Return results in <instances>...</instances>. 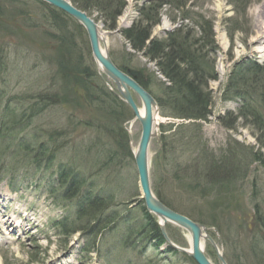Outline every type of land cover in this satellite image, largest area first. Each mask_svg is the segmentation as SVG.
<instances>
[{
    "label": "rangeland",
    "instance_id": "obj_1",
    "mask_svg": "<svg viewBox=\"0 0 264 264\" xmlns=\"http://www.w3.org/2000/svg\"><path fill=\"white\" fill-rule=\"evenodd\" d=\"M124 2L113 29L106 27L103 13H86L103 32L114 63L120 69L143 72L151 83V92L160 96L162 81L168 84L167 79L153 61L132 48L123 34L141 19L140 9L160 3ZM260 11L264 12V0H251L240 8L229 0H173L156 11L160 22L152 31V38L165 40L177 30H189L198 41L201 31L197 22L206 29L213 26L214 43L207 44L199 54L205 67L210 71L213 66L217 73V79L209 81L212 116L201 122L183 120L170 107L163 110L157 101V134L149 148L150 180L152 191L164 204L209 228L228 264H258L251 246L257 238L264 242V163L251 154L254 150L264 159V150H260L257 132L251 126L238 121L234 129H229L222 122L223 117L238 114L243 103L241 97H231L233 89L231 98H225L231 77L242 84L251 77L244 73L247 68L264 63V22L256 24ZM68 15L63 16L41 0H0V132L3 118L8 119V105L16 108V121L25 124L14 131L17 139L6 137L0 143V228L6 229L7 235L5 239L0 233V264H51L57 257L60 260L55 264H198L184 253L169 250L166 243L157 245L153 236L154 222L160 227V219L148 212L142 194L134 160L142 125L131 107L114 94L122 101L117 109L122 111L123 120L120 130L115 129L113 134L94 125H81L105 116L102 109L89 112L94 105L84 99L82 80L92 75L97 97L101 96L98 91L105 90L103 80L116 87L100 71L85 27ZM197 41L190 39L189 43L192 49L200 50ZM39 95L53 99L27 125V118L20 119L21 114L41 101L25 99ZM134 97L142 107L140 97ZM255 102L262 107L263 102ZM106 103L111 109L117 106L111 100ZM113 112L103 118L110 124H115ZM23 139L31 143L30 148L13 160V145L17 147ZM44 143L51 151L40 163L53 153L54 161L38 168L31 157ZM224 160L223 170L230 171L222 172L224 178L218 179L208 164ZM66 167L77 169L85 179L80 192L69 198H64L67 185L58 180ZM96 195L109 202L98 215L102 223L96 233L63 230L64 219H76L80 204ZM257 216L259 224L255 222ZM8 217L23 228L9 221L2 227L1 222ZM93 224L81 218L72 229ZM102 225L106 228L98 233ZM24 229L30 233L24 235ZM166 232L178 246L191 248L187 230L167 223ZM205 250L215 264H222L208 239Z\"/></svg>",
    "mask_w": 264,
    "mask_h": 264
},
{
    "label": "trees",
    "instance_id": "obj_2",
    "mask_svg": "<svg viewBox=\"0 0 264 264\" xmlns=\"http://www.w3.org/2000/svg\"><path fill=\"white\" fill-rule=\"evenodd\" d=\"M249 1L251 0H229V3L231 2L236 5L237 8H240L247 5ZM43 2L55 11L63 14V16L68 15L66 12L51 6L47 2ZM72 2L79 9L89 14L91 13V10H96L103 13L105 25L111 29L116 28L118 18L122 14L125 6L124 0H72ZM158 2L161 5H152L147 10L140 9L141 19L134 23L131 27L125 29L123 34L135 51L141 52L145 57L149 58L157 65L158 71L163 75V77L167 79L168 84L162 81V92L160 96H157L156 93H152L150 90L151 83L150 81H147V75H145L143 72L133 71L126 67H121V69L135 78L143 87L149 90L155 96L163 110L170 107L175 113L181 115L183 118L193 119L195 121H207L208 116L211 113L210 105L212 104V94L209 90V81L212 79H217V73L213 66L211 67L210 71L207 67H205V64H203L200 60L202 56L199 54H201L200 51L204 50L207 44L210 45V42L214 43L213 36L215 37V34L213 32V26L210 24L206 29L203 24L199 25V22H197V25L201 31V34H199L200 39L198 41V38L192 36L191 31H184L183 29L180 31L177 30L169 37L165 38V40L152 38V31L154 27L160 22L158 17L159 14L156 11L162 8L163 4H172L173 0H158ZM180 5L182 6L181 1ZM239 11H241V9ZM69 16L70 15H68V17ZM175 20L176 18H173V21ZM190 39L197 41V44L199 43L200 50L197 48L192 49L193 46L189 43ZM214 49H212V51H214ZM210 50L208 51L210 52ZM247 69L248 71L244 73L249 74L251 77L245 78V82L238 84L236 83L237 78H233L232 76L228 89L225 91V98L230 99L234 96L241 97L243 99L242 108L236 115L231 113L229 116L223 117L222 122L229 129H234L238 121H243V125L251 126L255 132H257L256 139L258 141L260 150H264V63H255L253 66H250ZM87 77L88 78L85 79L86 81L82 80L80 85H82L81 87H83L85 92H87V98L90 96V99L84 98L85 101H87L91 106L94 105L93 109H91L89 112L93 114L94 110H96L95 108H97L98 111L102 109V113L100 112L101 114L109 116V114L113 112L112 110H114L112 115L115 116V124H110L107 121V117V120H104L103 118L105 116L103 115L102 118L97 117L92 119V121H95L93 124L91 122H81V125L84 127L94 125L97 130L104 128L105 132L108 134H113L115 129L120 130L119 126H121V122L123 120L122 111L118 112L119 109H117L121 107L119 103L122 101H120L112 92L109 91L104 92L100 97H97L96 92L93 91V83L91 80L92 75L89 74ZM247 83H249V86H247ZM239 85L245 86L247 88H241ZM232 89L233 95L230 97L229 92ZM52 99L53 96L51 97L50 95L47 97L45 95L30 96L28 99H25L35 101L39 100L41 102L39 104H37L38 102L36 103L38 109L35 108V104L29 107V112L25 110V112L21 114L20 119L27 118L25 119L26 123L27 125H30L33 116L35 114L42 113V111L47 107L48 101H51ZM257 99L263 102V105L260 108L256 105L255 100ZM107 100H111V102L117 104V106L114 109H111V107L106 106ZM94 102L97 103L94 104ZM6 109H9L7 114L8 119L3 118V131L0 132V143H3L2 139L6 137H9V139L12 140L17 139L19 137L18 133H14V131H20V129H23L25 126L21 120L16 121L18 118L16 108H10L8 105ZM12 119L15 122H13ZM30 145L31 143L24 139L19 141L17 147L14 144V149H12L10 153L13 159H15L17 155H20V153L24 150L28 151ZM46 146V143L41 144L38 148V152L35 153L34 157H31L35 160L36 167L38 168H42L43 165L47 166L48 162L53 163L54 161V153L52 152L53 154L49 156L46 162L40 163L41 158L51 151L49 146ZM2 152L3 147L1 148L0 155ZM129 153L130 156H132L130 150ZM40 154H42L41 157H39ZM251 154H253L255 158L254 160L264 163V159H262V155L260 153L254 152L253 150ZM1 158L2 157L0 156V160ZM207 162H209V160H207ZM224 162H226V160L221 161L220 164L219 162H216L218 164H214L213 162L208 164L209 170L212 171V175L215 174V177L218 179L223 177V175H221L222 172L224 173L230 171L228 168L223 170ZM225 177L227 180V177H230V174ZM59 179L62 185H68L66 191V197L68 198L78 194L85 183V179L80 176V173H78L77 169L69 167L63 168L61 170ZM108 205L109 202H107L102 196H99L95 200L89 199L87 202H84V208H82L78 213L76 219L69 221L67 218L68 220L62 223V229L66 230L67 233L69 231L73 233L81 230H95L96 233V228H99V225L102 223V221H99L100 219H98V215H101ZM147 217L152 219L149 213ZM81 218H83V220H90V222L92 220L94 221V224L90 227L86 226L78 229H72L74 228L73 225L80 223ZM255 222L259 224L260 217L256 218ZM105 228L106 227L102 225V227L98 229V233ZM153 230V236L156 237L157 245L165 244V237L161 233L157 222H154ZM91 247L92 245L86 249L89 250ZM251 248L253 249V253L255 255L254 258L257 260V263L262 264L264 259V242L257 238L253 242ZM169 250L174 249L169 246ZM93 251L94 250H91V252Z\"/></svg>",
    "mask_w": 264,
    "mask_h": 264
},
{
    "label": "water",
    "instance_id": "obj_3",
    "mask_svg": "<svg viewBox=\"0 0 264 264\" xmlns=\"http://www.w3.org/2000/svg\"><path fill=\"white\" fill-rule=\"evenodd\" d=\"M43 1L62 9L85 27L89 36L93 56L98 66L104 67L107 75L116 83L117 92L131 107L134 113L137 114V117H139L142 125V134L138 148L134 151V158L139 173V182L147 210L162 220V223L161 221H159V223L166 240L173 248L188 254L190 257L195 259L198 264H213L206 256L205 248L201 244L203 238H207L213 244L217 255L223 264H228L225 261L223 252L219 249L217 242L209 234L208 236L203 235L202 231H206L208 229L207 226L199 222H195L189 217L168 207L152 191L150 180L149 148L152 139L157 134L156 126L158 123L156 115L159 110V105L155 97L135 78L121 70L114 63L109 51L106 48L105 41L101 37V32L98 25L85 11L78 9L67 0ZM102 44H104V48ZM134 93H137L142 99V105L144 109L143 115H141L140 109L135 102ZM167 223L175 224L189 232L191 238L190 249L180 247L170 239L166 232Z\"/></svg>",
    "mask_w": 264,
    "mask_h": 264
},
{
    "label": "bare ground",
    "instance_id": "obj_4",
    "mask_svg": "<svg viewBox=\"0 0 264 264\" xmlns=\"http://www.w3.org/2000/svg\"><path fill=\"white\" fill-rule=\"evenodd\" d=\"M262 22H264V12L263 11H260L259 12V14H258V16H257V19H256V24H262ZM99 29H100V27H99ZM103 32H101V37L102 38H104V36H103V34H102ZM104 41H105V45L107 44L106 42V40H105V38H104ZM258 51H260V50H258ZM99 69H100V71L102 72V74L105 76V77H108L109 79H111L112 81H113V83L115 84V87H116V83L114 82V80L112 79V78H110L108 75H107V73L105 72V70H104V67H99ZM103 82H104V88H105V90L104 91H101V92H99L98 91V93L99 94H103L104 92H107V91H109V92H112L113 94H115L116 96H118V97H121V95L117 92V90L115 89V88H113L114 86H113V84H109L108 82H107V80H103ZM69 88H73V87H69ZM145 88V87H144ZM83 90H84V92H85V89L84 88H82ZM146 89V88H145ZM149 91V90H148ZM150 92V91H149ZM225 92V91H224ZM86 93L87 92H85V95H84V97L86 98V99H90V96H88V98H87V96H86ZM151 93V92H150ZM152 94V93H151ZM135 95H138L137 93H134V96ZM153 95V94H152ZM139 96V95H138ZM154 96V95H153ZM140 97V96H139ZM155 97V96H154ZM141 99V98H140ZM156 99V98H155ZM123 101H125L124 99H123ZM141 101H142V99H141ZM126 102V101H125ZM135 102H136V104L138 105V107H139V109H140V113H141V115H143L144 114V109H143V105H142V107L138 104V102L136 101V99H135ZM97 102H94V104H96ZM242 105H243V103H242ZM241 108H242V106L240 105V107H239V111L241 110ZM210 110H211V113L209 114V116H208V119H209V117L210 116H212V104L210 105ZM239 111H238V113H239ZM134 112V111H133ZM156 115V114H155ZM157 116V115H156ZM134 117H135V119H137V120H139L140 121V119H139V117H137V114H135L134 113ZM183 120H188V119H186V118H182ZM158 120H159V118H157V123H158ZM190 120H193V119H190ZM193 121H195V120H193ZM201 121H204V120H200L199 122H201ZM196 122V121H195ZM198 122V121H197ZM134 123H135V120L132 122V126L134 125ZM67 168V167H66ZM99 197V195H96V197H94V198H92V200H95V199H97ZM82 208H84V207H81V209ZM159 218V217H158ZM160 219V218H159ZM158 219V220H159ZM7 221H9L12 225H17V220L16 219H13L12 217H8V218H6L5 220H4V222H1V225H2V227H5V225L7 224L6 222ZM159 221H161V223H162V220L160 219ZM17 227H19V228H23V224H18L17 225ZM208 230H209V228L206 230V231H202V233H203V235L204 236H208V234H209V232H208ZM0 233L3 235V237L6 239L7 238V235H5V233H6V229H4V228H0ZM24 235H28L29 233H30V230H27V229H24L23 230V232H22ZM206 238H203V240L201 241V244H202V246L205 248V246H206ZM219 247V246H218ZM220 249V248H219ZM205 252H206V250H205ZM206 256L208 257V255L206 254ZM218 256V255H217ZM223 257H224V254H223ZM208 259L213 263V264H215L209 257H208ZM218 259L220 260V262L223 264V262L221 261V259L219 258V256H218ZM224 259H225V257H224ZM56 260H60V258H56L51 264H55V261ZM225 261H226V259H225ZM227 262V261H226ZM228 263V262H227Z\"/></svg>",
    "mask_w": 264,
    "mask_h": 264
}]
</instances>
